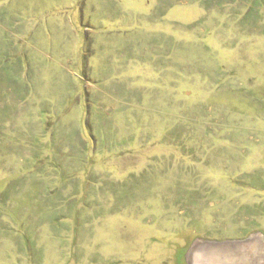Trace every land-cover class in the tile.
<instances>
[{"label":"rangeland","instance_id":"obj_1","mask_svg":"<svg viewBox=\"0 0 264 264\" xmlns=\"http://www.w3.org/2000/svg\"><path fill=\"white\" fill-rule=\"evenodd\" d=\"M255 234L264 0H0V264H191Z\"/></svg>","mask_w":264,"mask_h":264},{"label":"water","instance_id":"obj_2","mask_svg":"<svg viewBox=\"0 0 264 264\" xmlns=\"http://www.w3.org/2000/svg\"><path fill=\"white\" fill-rule=\"evenodd\" d=\"M194 244L190 251L191 264H264V234H255L242 241H195Z\"/></svg>","mask_w":264,"mask_h":264}]
</instances>
